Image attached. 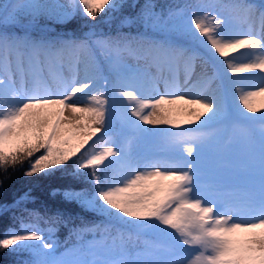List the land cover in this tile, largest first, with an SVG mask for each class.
Listing matches in <instances>:
<instances>
[{"label":"snow or ice","instance_id":"6c2138e0","mask_svg":"<svg viewBox=\"0 0 264 264\" xmlns=\"http://www.w3.org/2000/svg\"><path fill=\"white\" fill-rule=\"evenodd\" d=\"M125 7L135 5L125 0L0 4V175L23 169L27 178L87 180L90 191L69 183L53 187L51 194L101 214L108 221L104 233L119 225L110 245H89L83 255L91 260L57 257L54 243L23 222L19 231L0 236V248L29 252L33 259L21 264H264V30L240 33L231 12L242 9L248 18L252 5H224L216 15L193 10L187 19L182 10L165 18L150 4L137 16L114 15ZM77 15L87 19L89 31L82 39L29 34L41 19L68 24ZM260 18L264 22V12ZM114 19L121 25L142 20L162 30L171 24L176 35L149 41V57L158 64L179 57L189 67L201 60L208 66L201 76L205 90L182 92L166 82L163 92L143 91L140 77L125 75L120 59L127 38H94L97 24ZM97 48L107 55L109 76L92 68L83 80L57 87L49 82V77L56 80L53 69L63 52L71 50L75 59L92 66ZM237 94L230 112L226 98ZM220 125L244 136L258 132V179L247 182L242 196L206 178L207 150L228 130ZM149 139L155 144L146 148ZM28 199L25 192L14 204ZM58 220L59 215L52 218ZM98 230L99 225H83L78 231ZM143 236L154 239L145 240L143 250L132 256L127 243Z\"/></svg>","mask_w":264,"mask_h":264},{"label":"trees","instance_id":"16d2710c","mask_svg":"<svg viewBox=\"0 0 264 264\" xmlns=\"http://www.w3.org/2000/svg\"><path fill=\"white\" fill-rule=\"evenodd\" d=\"M17 2H19V0L10 4ZM49 2L66 5L69 3V0H49ZM215 2H221L223 4L255 3L264 6V0H125L127 5H135V7H125L119 13H115L114 15L121 18L123 16H137L145 5L150 4L153 6L152 11L165 18H167L169 12L182 10L185 19L193 10H199L201 12L207 10L210 12L212 9H198V6L215 4ZM96 19L97 21H102L103 14L97 16ZM86 22L87 19L82 18L80 15H77L76 18L68 24L57 23L55 20L41 19L39 27L29 30V34L37 39L40 37L51 39H82L84 34L89 31V29L85 27ZM3 30V27L0 26V31ZM8 31H15L21 35L24 34L20 29L9 28ZM94 32V38H127V44L131 46L134 54L144 52L149 41H162L166 37H174L176 35L171 24H169L166 29L162 30L154 28L150 23H144L142 20H138L132 25H121L118 19H114L110 23L101 22L97 24ZM180 42L184 46H190V42L186 40ZM196 47L201 56H205L203 49L198 46ZM93 50H95L98 55V60L104 74L106 77L109 76L110 65L107 56L102 49L97 48ZM237 97H235V101L232 100L230 103L231 112L235 106H237ZM239 107L242 108V105H239ZM256 115H259V113ZM233 119H236L234 112ZM248 137L250 139L249 143L254 144L256 149L253 154L254 156L250 158V163L252 164V167L257 168L258 171L260 155L259 140L257 138L258 132L255 135ZM244 147L246 148L243 149L242 152L249 150L248 146ZM240 152L241 151L238 149L235 154L239 156ZM243 156L244 154L240 155L241 158H243ZM248 175L249 176H244V179L250 180L255 177L253 172L248 173ZM0 180H3V187H0V236H3L9 229L19 231L21 228V222H23L25 227L28 225H34L45 233H48L49 229H52V233L56 237L58 249H62L73 244V242H76L77 234L81 233L83 235H89L92 233L78 231L83 225H99L101 227L103 224L108 223L107 219L101 214L85 211L79 204L68 203L61 197L53 196L51 194L53 187H60L69 183L78 191H90L91 184L87 180L79 179L68 181L63 175L58 176L54 180L27 178L23 175V169L15 172H13L12 169H9V176L5 178L3 175H0ZM25 192L30 193V199L21 202L19 205L14 204V202L20 199ZM3 205H9L7 210L2 208ZM57 215H59V220L58 222L53 223L52 218L57 217ZM118 227L119 225L112 227L111 229L116 231V228ZM145 240L146 237L143 236L139 239L134 238L132 241L137 242L138 245H144ZM31 259H33V257L27 251L14 252L9 249L0 248V264H21L22 261Z\"/></svg>","mask_w":264,"mask_h":264},{"label":"rangeland","instance_id":"374dc122","mask_svg":"<svg viewBox=\"0 0 264 264\" xmlns=\"http://www.w3.org/2000/svg\"><path fill=\"white\" fill-rule=\"evenodd\" d=\"M14 1L16 0H0V4H10ZM215 5H217V8L212 9L210 11V15H216L221 10L222 6L232 4L215 2ZM249 5H252L253 15L251 17L245 18L246 14L242 9H232L231 12L238 18V30L240 33L249 31L259 33L264 30V22H262L260 18V13L264 12V7L255 3H250ZM147 47L144 52L134 54L131 46L127 44L126 50H122L120 53L121 62L127 69L124 70L125 75L139 76V83L143 91L151 92V90L154 89L156 92H163L165 90L166 82L169 86L175 85V90L178 89V91L182 92L183 89H189L188 91H193V93L205 90L201 76L208 66L204 65L201 60L198 59L192 62L190 67L186 66V61L179 57L174 58L171 61L158 64L149 57V54L146 51ZM61 55L63 57L62 61L56 68L53 69V76L56 77V80L53 81L52 77H49V82L53 84V87H57L63 81L71 79L83 80L92 68L97 70L98 75L104 76L103 70L100 67L99 60L96 58L94 51H92V66H86L82 61L75 59L74 53L71 50H66ZM254 83H258V81H254ZM232 100L235 101V98L230 96L226 98V107L228 110L230 109V112V103ZM257 101H259V98H257ZM123 103L127 104L126 101ZM257 107H261L258 102ZM65 115H69V113H65ZM146 127L163 126L148 125ZM219 127H225L227 129L230 128V136L228 135V144L225 148L226 152L222 156L218 152L221 149L220 144L223 141L222 139L225 138L224 135H226V133H224L221 134L215 143L209 147V151L206 153V178L209 183L224 182L235 188V191L232 192L231 195L242 196L248 188L247 182L249 181V179H244V176H249L248 173L250 172H253L256 178L258 176L257 168H253L250 163V158L254 156V151H256L255 145L249 143L250 139L248 136H244L239 132L233 133L231 127L228 125H220ZM154 144L155 142L152 139H149L146 142L145 147H153ZM244 146H248L249 150L242 152L243 149L246 148ZM238 149L241 151L240 155L244 154L243 158H241L240 155L238 156L235 154ZM107 224L108 223L103 224L100 227V230L92 232L89 235H83L81 233L77 234L76 242H73V244H70L62 249H58L56 237L52 233V229L48 233H45L34 225H28L26 227L38 230L44 235V238L48 240V242L54 243L56 248L55 255L57 257H62L65 260L71 261L75 259L91 260L93 258L92 256L83 255L87 251L89 245L101 241H104L109 245L112 243V238L115 237L117 233L112 229H110L109 233H104L103 228ZM153 239V237L147 236V240ZM143 248L144 245H138L135 241L127 243L128 252L132 256H135L137 252L142 251Z\"/></svg>","mask_w":264,"mask_h":264},{"label":"bare ground","instance_id":"6f19581e","mask_svg":"<svg viewBox=\"0 0 264 264\" xmlns=\"http://www.w3.org/2000/svg\"><path fill=\"white\" fill-rule=\"evenodd\" d=\"M178 90V89H177ZM180 90V89H179ZM189 89H183V92H193V91H188Z\"/></svg>","mask_w":264,"mask_h":264}]
</instances>
